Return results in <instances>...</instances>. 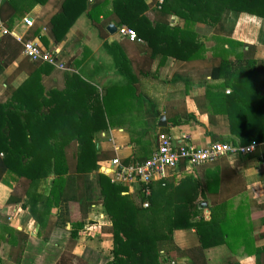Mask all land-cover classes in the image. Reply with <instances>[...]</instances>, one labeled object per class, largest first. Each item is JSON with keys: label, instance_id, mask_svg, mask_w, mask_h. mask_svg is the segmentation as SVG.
Segmentation results:
<instances>
[{"label": "crops", "instance_id": "obj_1", "mask_svg": "<svg viewBox=\"0 0 264 264\" xmlns=\"http://www.w3.org/2000/svg\"><path fill=\"white\" fill-rule=\"evenodd\" d=\"M144 1L148 5L144 11L148 19L162 17L159 0ZM59 3L60 0H0V20L8 30L7 34L0 35V103L17 104L24 100L45 114L50 115L52 110L59 115L58 126L62 127L61 117L87 113L83 91L88 87L83 82L94 87L100 97L104 95L106 114L112 122L96 142L100 172L101 166L112 158L125 161L135 150L137 158H148L156 147L155 135L160 132L168 134L174 143L187 142L198 147L215 141L239 142L230 130L227 107L220 101L215 105L205 97L206 84L219 82L211 81L207 73L219 63L216 58L190 62L168 58L159 65L157 58L152 59L144 40L143 43L131 42L116 31L109 32L107 25L113 23L116 27V20L102 13L98 22L86 13L80 14L64 37L56 42L48 19L58 11ZM167 17L171 24L183 25L181 18ZM24 18L30 19V26L24 24ZM236 33L237 30L234 33L237 36ZM31 39L54 53L63 67L26 58L22 54V41ZM263 48L264 44H257L254 50L260 79H264ZM226 90L230 88L224 90L228 94ZM260 93L264 96V85ZM161 116L165 118L164 126L159 125ZM148 130L153 136L152 144L149 135L137 143L132 141L131 132ZM255 143L251 153H228L199 167L182 162L176 168L166 169L150 183V192L157 194L159 200H163V191L173 193L172 202L183 201L187 209L182 211L195 214V219L202 216L208 220L211 212L222 215L223 219L224 215H236L237 225L228 229L227 238L217 223L201 226L200 231L194 227L173 229V240L178 248L189 250L179 255V264H227L228 258L239 264H258L260 254L255 249L264 247V140ZM71 151L70 145L68 157L73 163ZM92 176L94 174L90 173L88 181L93 204L87 209L85 220L95 223L80 229L73 242L62 234L61 228L51 227L59 208L51 207L47 215L49 226L43 230L28 207H24V203L30 206L28 193L48 194L51 175L33 186L26 178L10 174L0 182V223L7 222L27 236L20 264H65L67 251L81 264H102L111 258V222L105 220L107 214L102 215L105 211L101 195L95 191L94 196L91 194L96 183ZM123 186L122 194L140 204L141 185ZM10 196L16 201L6 202ZM201 201L207 206L199 207ZM81 216L74 208L72 217ZM96 216L103 220L98 221ZM65 229H70V225ZM97 229L100 235L95 237L92 230ZM60 230L61 235H58L56 232ZM0 264L18 263L13 258L3 257Z\"/></svg>", "mask_w": 264, "mask_h": 264}, {"label": "trees", "instance_id": "obj_2", "mask_svg": "<svg viewBox=\"0 0 264 264\" xmlns=\"http://www.w3.org/2000/svg\"><path fill=\"white\" fill-rule=\"evenodd\" d=\"M159 5L162 17L150 20L144 15L148 6L144 0H60L58 11L48 19V27L58 42L80 14L86 13L98 22L102 13L105 17L114 16L116 27L133 28L159 65L168 58L184 62L216 58L219 63L207 73L211 81L219 82L206 84V99L215 105L220 101L227 107L230 130L238 137V143L264 140V96L260 93L264 79L258 77L254 59L255 46L264 44V0H162ZM106 6L108 10H103ZM168 15L181 18L183 25L171 24ZM245 19H250L246 27L251 28L254 43L229 34L232 29L228 32L230 24H241ZM255 27L259 28L258 38L252 35ZM83 85L88 87L86 92L81 88L85 95L83 106L90 113L61 117L62 127L58 126L59 115L52 110L50 115L45 114L24 100L17 104L0 103V182L9 174L26 178L32 186L49 175L53 177L47 195L28 193L30 206L24 203L40 228L46 230L49 226L47 215L52 206L59 208V214L51 227L61 228L71 242L80 229L95 223L85 220L87 209L93 204L88 181L93 173L101 204L111 222L112 256L102 264H179V255L189 250H181L175 244V228L194 227L200 231L201 226L217 223L224 237H229L228 229L237 225L236 215H224L223 219L211 212L208 220L202 216L195 219V214L182 211L187 209L183 201L175 204L173 193L165 191L163 200L150 192L141 196L137 204L122 194L123 185L111 182L98 170L96 142L112 122L106 114L104 95L100 97L94 87L84 82ZM225 88H230L228 94ZM145 132L136 137L131 132L132 141L138 142L146 136ZM149 139L152 144L153 136ZM70 145L73 163L68 157ZM136 155L137 150L123 162L141 161ZM14 201L10 196L6 202ZM144 201L148 207L142 206ZM74 208L82 214L81 218L72 217ZM26 239V234L7 222L0 223V258H13L20 264ZM255 250L260 254L258 264H264V247ZM225 262L239 264L231 258Z\"/></svg>", "mask_w": 264, "mask_h": 264}, {"label": "built area", "instance_id": "obj_3", "mask_svg": "<svg viewBox=\"0 0 264 264\" xmlns=\"http://www.w3.org/2000/svg\"><path fill=\"white\" fill-rule=\"evenodd\" d=\"M24 24L30 26V19L24 18ZM116 32L131 42H144L131 27L122 25L116 28ZM7 33L8 30L0 20V35ZM22 54L31 61H41L63 67L54 53L43 48L37 41L32 39L22 41ZM226 92L229 93V90H226ZM255 145V142L241 145L228 141H215L207 146L198 147L187 142L174 143L168 134L160 132L156 136V148L148 158L124 163L119 157H114L109 160L107 165L101 166V171L107 174L113 183L123 185L139 183L143 195H149L150 183L157 177L162 176L168 168H176L182 162H186L191 167H199L228 153L239 155L251 153ZM142 206L148 207V202L144 201Z\"/></svg>", "mask_w": 264, "mask_h": 264}, {"label": "rangeland", "instance_id": "obj_4", "mask_svg": "<svg viewBox=\"0 0 264 264\" xmlns=\"http://www.w3.org/2000/svg\"><path fill=\"white\" fill-rule=\"evenodd\" d=\"M162 3V0H159L158 1V4H161ZM160 7V6H159ZM167 17V16H166ZM248 22H250V19L247 21L246 19L245 20H243L242 22H241V24L239 23H237L236 22V24H230L228 27V32H229V29H232L231 30V33H229V34H232V35H234V33L235 32H233L234 30H237V36L239 35V36H242V40L244 41V42H247V43H251V42H253V38H251V36H250V33H251V28H249L248 29V27H246L247 26V24H248ZM244 23V24H243ZM242 25H245V26H243L242 28H241V26ZM239 29V30H238ZM252 35L253 36H255V38H258V35H259V28H257V27H255V29H253L252 30ZM252 39V40H251ZM264 49V48H263ZM143 125H144V123H143ZM143 127H145L146 128V126H143ZM143 132H145V131H143ZM143 132H135V134L133 135V137H136V135H137V133H143ZM150 134H151V132L148 130V132H145L144 133V136L146 135H149L150 136ZM107 175V174H106ZM93 178H95V177H93ZM93 183V182H92ZM93 185H94V183H93ZM123 185V184H122ZM94 189H93V191H91V194L94 196L95 195V193H94V191L98 194V196L99 195H101L100 194V189H99V187H98V184H97V182L95 183V186L93 187ZM89 189H90V186H89ZM137 201V200H136ZM135 201V202H136ZM140 202V201H139ZM137 203V202H136ZM100 210L102 211L103 209L102 208H100ZM104 211V210H103ZM103 215V217L106 215V213L104 212V214H102ZM97 218H98V221H101V220H103V219H100L99 218V216H96ZM96 217L94 218V219H96ZM105 220L108 222V223H110V218H109V216H107V217H105ZM101 223V222H100ZM103 225H107V224H103ZM101 226L102 228H104V226ZM109 225V224H108ZM109 227H111V225L109 226ZM110 230H111V228H110ZM93 231V233H94V236L96 237V236H99L100 234H99V230L97 229V230H92ZM58 235H61V230L60 231H58V232H56ZM92 233V232H91ZM102 234V233H101ZM111 247H112V245H111ZM74 254H70V252L69 251H67V254H66V258L68 259L67 261H65L64 263L65 264H81L79 261H75L74 260V256H73Z\"/></svg>", "mask_w": 264, "mask_h": 264}, {"label": "water", "instance_id": "obj_5", "mask_svg": "<svg viewBox=\"0 0 264 264\" xmlns=\"http://www.w3.org/2000/svg\"><path fill=\"white\" fill-rule=\"evenodd\" d=\"M107 30L109 32H114L116 31V27L113 23H110L107 25ZM159 125L161 126H164L165 125V118L164 116H161L160 119H159ZM207 206V203L205 201H201L199 202V207H206Z\"/></svg>", "mask_w": 264, "mask_h": 264}]
</instances>
